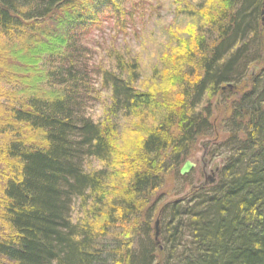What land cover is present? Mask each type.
<instances>
[{"label":"trees","instance_id":"trees-1","mask_svg":"<svg viewBox=\"0 0 264 264\" xmlns=\"http://www.w3.org/2000/svg\"><path fill=\"white\" fill-rule=\"evenodd\" d=\"M123 1L0 0V264H264V0L178 1L176 16L200 26L187 40L163 30L152 72L165 91L143 87L136 62L88 59L79 40ZM217 95L228 117L215 182L158 206L164 176L212 134ZM126 122L129 156L112 141Z\"/></svg>","mask_w":264,"mask_h":264},{"label":"rangeland","instance_id":"rangeland-1","mask_svg":"<svg viewBox=\"0 0 264 264\" xmlns=\"http://www.w3.org/2000/svg\"><path fill=\"white\" fill-rule=\"evenodd\" d=\"M178 1L179 3L196 2V0H124L122 4L124 14L121 16L114 14L112 6H107L98 15L99 22L88 32L84 31L79 37L84 47L87 46L88 51H91L87 53L88 59L92 56L93 60L103 62L108 67L112 66V57L116 55L122 57L126 63L136 62L142 86H155L157 89L153 91H165L170 86V80L164 78L159 80L160 82L156 81L152 72V68L158 62L157 55L164 57L169 46L163 44L166 35L163 30L168 25H172L173 28L176 27L179 30V37L187 40L200 26V19L197 21L195 18L187 19L176 16L177 12L175 13L174 9ZM129 13L132 15L129 16ZM262 28L260 31L262 47L259 46V51L264 62V23H262ZM55 33L61 35L59 31ZM256 69V65L251 68L253 72ZM248 78V76L245 78L240 89L248 90ZM0 87L8 91L5 83L0 82ZM176 94L178 95V93H174V95ZM226 98V95H217L208 100L207 104H209L211 112L210 122L213 123L214 130H212V134L201 135L197 138L193 149L189 152V157L178 166L177 174L169 173L164 176L163 183L154 197L160 201L158 206L182 198L196 187L205 186L206 178L212 176V173L215 174L217 169L222 166L226 157L224 142L227 139V130H223V121L228 117ZM109 100L110 95L101 89L99 100L90 104L87 113L95 120L103 119ZM1 116L2 114H0ZM2 119L1 122L6 121V118ZM126 123V128H121L112 141L122 155L129 156L138 140L136 135L132 134L130 122ZM7 138L0 134V148ZM218 145L222 146L218 147ZM185 162H189L191 168L186 175L181 176L179 170ZM97 166V162L90 160L86 164V169H94ZM6 168V164L0 159V181L2 180L1 174ZM1 184L2 182H0V193ZM157 259L161 261L162 258L158 256Z\"/></svg>","mask_w":264,"mask_h":264},{"label":"water","instance_id":"water-1","mask_svg":"<svg viewBox=\"0 0 264 264\" xmlns=\"http://www.w3.org/2000/svg\"><path fill=\"white\" fill-rule=\"evenodd\" d=\"M262 5L264 6V1H263ZM263 14H264V12L262 11L261 15H263ZM262 22H264V17L262 18ZM190 168H191L190 163L185 162L183 164V166L180 168L179 174L181 176L186 175L189 172ZM214 175L215 174L212 173V176L206 178V180H205L206 185H212L215 182V176ZM154 236H155V240H156L157 236H158V221H155V223H154Z\"/></svg>","mask_w":264,"mask_h":264}]
</instances>
